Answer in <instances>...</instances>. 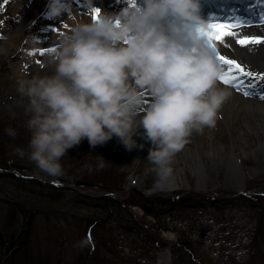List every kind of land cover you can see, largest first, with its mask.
<instances>
[{
	"label": "rangeland",
	"instance_id": "1",
	"mask_svg": "<svg viewBox=\"0 0 264 264\" xmlns=\"http://www.w3.org/2000/svg\"><path fill=\"white\" fill-rule=\"evenodd\" d=\"M5 1L7 3L0 11V133L14 138L18 143L17 148H20L24 141L28 145L31 133L27 128L30 115L28 98L18 91V82L28 76L53 70L46 61L56 47L59 36L73 25L91 20L93 6L90 0H71L69 10L59 16H49L48 0ZM106 8L112 12L110 5ZM41 48L46 51L41 53ZM241 81L239 89L248 93L244 92L243 96L264 99V80L256 78L254 81ZM233 86L238 91L237 86ZM145 102L148 101L145 99ZM241 104H237L233 110L231 107L223 108L215 127L193 132L189 143L171 162L172 172L168 174L174 176L176 182L170 187L154 190L156 183L163 180L166 174H162L148 158L147 153L152 146L149 140L141 148L134 146L129 149L115 135L95 146L90 145L85 137L78 145L67 150L61 162L83 165L89 169L111 166L123 176L122 188L118 192H110L96 183L81 186L61 182L56 176L44 171L39 174L22 171L18 172L19 176L10 172L1 173V239L18 234L20 220L30 219L27 247H20V252L3 264H74L82 241L89 240L95 245L98 240L96 236L103 232L100 229L95 232L97 234L94 231L91 235L86 233V215H106L112 222L128 218L137 220L141 225L153 222L151 215L143 216V208L139 204L130 203L136 195L172 196L176 192L180 195L188 192L211 195L218 192L230 198L240 190L248 192V188L264 191V129L255 128L256 115L241 109ZM242 120L247 121L249 128H239ZM8 128L15 129L16 135H9L6 131ZM239 131H242L241 135ZM141 138L142 135L134 133V139L139 141ZM26 148L28 146H24ZM99 156L105 161L101 162ZM234 159L238 161V178L233 176ZM198 163L200 169L197 168ZM32 176L39 177L38 183L31 181ZM102 194L115 199L114 204L106 202L96 207L95 203L102 201L97 196ZM230 212L235 213H231L234 223L226 224L228 229L223 233L220 220L208 210L196 214L197 218L194 217L192 221L177 219L176 225H188L191 222L193 231L205 248L214 251L225 247L228 253L240 258L245 253L242 242L248 241L256 218L250 212L237 209H230ZM94 225L98 228L95 223L92 228ZM175 231L164 229L160 236L165 242L173 244L176 241ZM100 237L102 242L103 238ZM93 263L126 264L122 258L107 252L103 247L95 258L93 256Z\"/></svg>",
	"mask_w": 264,
	"mask_h": 264
},
{
	"label": "clouds",
	"instance_id": "2",
	"mask_svg": "<svg viewBox=\"0 0 264 264\" xmlns=\"http://www.w3.org/2000/svg\"><path fill=\"white\" fill-rule=\"evenodd\" d=\"M70 7L71 0H48L47 14ZM199 9L200 0H130L60 35L46 61L53 70L18 82L31 133L20 154L59 176L61 158L83 138L95 146L115 135L131 149L139 133L151 142L148 158L171 173L175 155L193 132L216 126L230 95L218 85L222 66L200 31L207 21Z\"/></svg>",
	"mask_w": 264,
	"mask_h": 264
},
{
	"label": "trees",
	"instance_id": "3",
	"mask_svg": "<svg viewBox=\"0 0 264 264\" xmlns=\"http://www.w3.org/2000/svg\"><path fill=\"white\" fill-rule=\"evenodd\" d=\"M17 145L14 138L0 133V175L10 172L19 176L18 172L22 173V171L42 173L43 171L28 158L26 152L24 155L16 152L18 151L16 150ZM24 146H28L25 141L20 144V148ZM62 165L63 174L56 176L61 182L81 186L96 183L113 193L122 188L123 176L111 166L89 169L83 165L65 163ZM30 178L35 184L39 181L37 176ZM51 185L54 186V184ZM246 190L248 192H238L230 198H225L227 195L218 192H213L211 195L192 192L183 195L176 192L172 193V196L136 195L130 203L139 204L143 208L144 217L152 216L153 222H149L148 225H141L135 219L128 218L112 222L106 218V215L95 217L93 214L92 216L88 214L85 216L88 223L85 228L86 233L91 235L94 231V234H97L95 232H99L100 229L103 232L100 235L98 233V237L96 236L98 240L95 245L89 240L82 241L77 249L74 264H94L93 256L96 257L101 247L114 256L122 258L126 264H264V191L259 190L258 192L251 188ZM192 194L194 195L191 196ZM97 198L105 203L97 201L96 207H101L102 204H107L106 202L113 204L115 202V199L108 194L98 195ZM86 200L92 202L89 199ZM230 209L250 212L256 218V224L250 230L248 241L242 242L245 253L240 258L228 253L225 247L214 251H210L208 247L205 248V244H202V240L193 231L191 222L188 225L187 223L176 225L177 219L192 221L194 217L197 218L196 214L208 210L220 220L224 229L223 233L228 229L226 224L234 223V215L231 214L233 212H230ZM94 211L96 213V210ZM100 211L102 212L103 208ZM29 220L26 218L23 221L20 220L18 234L4 239L0 236V264H3L5 260H11L15 254L20 252V247L22 249L27 247L26 240L29 238L30 231ZM93 223L97 224L98 228L95 225L92 228ZM169 228L176 230V241L173 244L165 242L160 236L162 230ZM100 236L103 238L102 242H100Z\"/></svg>",
	"mask_w": 264,
	"mask_h": 264
},
{
	"label": "bare ground",
	"instance_id": "4",
	"mask_svg": "<svg viewBox=\"0 0 264 264\" xmlns=\"http://www.w3.org/2000/svg\"><path fill=\"white\" fill-rule=\"evenodd\" d=\"M9 1L10 0H8V2ZM90 2L93 8L95 7L101 9V13L103 11H107L106 7L108 5L112 7V12H119L122 8L130 5V0H90ZM136 2L142 4L143 0H136ZM6 3L7 2L5 0H0V11L5 7ZM199 12H201L199 14H203L202 18L207 21L206 24H208L209 21L214 20L232 22L235 26L231 29V31L236 32L238 36H264V18H260L264 16V0H200ZM248 20H251L252 22L248 23ZM213 43L217 45V51L220 55L227 56L228 59L236 60L237 63L242 64L248 70L258 73L264 72V40L260 42L240 44L237 37L226 35L221 40H215V38H213ZM216 59L223 68L220 73L228 72L229 65L227 62L220 61L217 55ZM231 68V75H235L237 78H240V80H244L245 82L254 81L256 78L261 81L264 80V78L249 77L244 73H240L239 69H236L234 65H232ZM217 81L219 86L230 90V95L224 101L222 107L219 109V112H222L223 108L225 110L228 108L230 109L231 107L233 110L237 104L242 103L241 109L256 115L255 118L257 122L255 124V128L264 129V99L254 96H243V93L246 91L241 88L238 91L234 90V86L225 84L223 80L219 79V75ZM145 99L146 101L150 99L148 93L145 94ZM239 128H249L247 121L242 120L239 122ZM241 134L242 131H239V135ZM137 142L136 147L141 148L140 145L142 144L144 146L147 139L142 136V138ZM233 166L235 168L233 170V176L238 178V161L236 162L235 159ZM199 167L200 163L197 165L198 169H200ZM132 180L134 181L135 179L132 178ZM175 182L176 179L174 176L166 174L163 180L156 183L154 190L170 187Z\"/></svg>",
	"mask_w": 264,
	"mask_h": 264
},
{
	"label": "snow or ice",
	"instance_id": "5",
	"mask_svg": "<svg viewBox=\"0 0 264 264\" xmlns=\"http://www.w3.org/2000/svg\"><path fill=\"white\" fill-rule=\"evenodd\" d=\"M101 13V9L99 8H93L92 9V19H96L99 17V14ZM264 18V16L260 17ZM248 23H251V20L247 21ZM235 25L232 22H221L220 20H214V21H209L208 24L202 26L200 28V31L202 35L206 38L207 42L209 45L214 49L218 59L220 61H226L227 64L229 65V71L228 72H222L219 74V79L223 80L225 84L229 85H236L237 90L239 89V84L242 83L243 81L238 80L236 77L231 75L232 68L231 66L234 65L236 69H239L240 73H244L249 77H259V78H264V72H255L252 70L246 69L242 64L237 63L236 60L228 59L227 56L220 55V53L217 51V45L213 43V38L215 40H221L224 38L226 35H231L237 37V40L240 44H247L249 42H260L264 40V36H258V35H244V36H238L236 32L231 31V29ZM41 53H44L46 49L41 48L39 49ZM245 94H248L245 92ZM262 96H264V93H262Z\"/></svg>",
	"mask_w": 264,
	"mask_h": 264
}]
</instances>
